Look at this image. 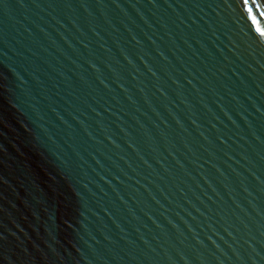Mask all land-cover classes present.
<instances>
[{"label": "water", "instance_id": "obj_1", "mask_svg": "<svg viewBox=\"0 0 264 264\" xmlns=\"http://www.w3.org/2000/svg\"><path fill=\"white\" fill-rule=\"evenodd\" d=\"M0 264H264V0H0Z\"/></svg>", "mask_w": 264, "mask_h": 264}]
</instances>
